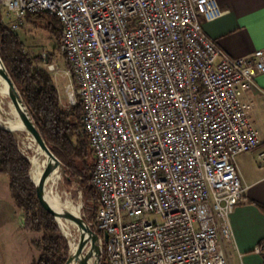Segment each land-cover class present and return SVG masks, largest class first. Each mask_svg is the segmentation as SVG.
I'll return each instance as SVG.
<instances>
[{
	"label": "built area",
	"instance_id": "1",
	"mask_svg": "<svg viewBox=\"0 0 264 264\" xmlns=\"http://www.w3.org/2000/svg\"><path fill=\"white\" fill-rule=\"evenodd\" d=\"M37 12L60 21L68 65L44 55V68L70 80L69 106L75 87L83 105L98 193L87 223L102 233L101 255L226 264L245 191L237 158L260 144L245 96L264 75V49L232 58L206 35L204 23L223 15L216 0H0L14 32Z\"/></svg>",
	"mask_w": 264,
	"mask_h": 264
},
{
	"label": "trees",
	"instance_id": "2",
	"mask_svg": "<svg viewBox=\"0 0 264 264\" xmlns=\"http://www.w3.org/2000/svg\"><path fill=\"white\" fill-rule=\"evenodd\" d=\"M25 22L46 29L60 49L63 30L56 16L28 13ZM0 57L46 144L71 176L81 178L84 198L96 201L95 210L91 212L95 215L98 193L90 185L95 157L89 137L83 131L84 110L80 97L77 95L76 104L65 109L53 77L42 66L41 58L25 52L19 34L5 26L1 19ZM30 170L29 159L20 150L16 137L0 128V176L8 178L11 198L23 212V230L40 234L32 243L40 255L31 264H65L68 241L55 218L40 205ZM260 208L264 210L263 206ZM99 235L102 237V233ZM262 257L264 259V255ZM101 264H108L104 255Z\"/></svg>",
	"mask_w": 264,
	"mask_h": 264
},
{
	"label": "crops",
	"instance_id": "3",
	"mask_svg": "<svg viewBox=\"0 0 264 264\" xmlns=\"http://www.w3.org/2000/svg\"><path fill=\"white\" fill-rule=\"evenodd\" d=\"M216 2L223 15L204 23V31L210 39L232 58L249 56L264 49V0ZM245 99L252 104L249 115L258 131L260 144L256 150L237 158V172L245 191L231 216L234 238L225 245V250L231 264H263V257L256 255L254 249L264 241V210L260 208L264 207V165L259 159L264 153V75L258 77L257 87L250 90ZM24 232L31 237L32 255L27 262L31 264L38 253L32 244L39 239L33 238L38 233ZM0 264H3L1 259Z\"/></svg>",
	"mask_w": 264,
	"mask_h": 264
},
{
	"label": "rangeland",
	"instance_id": "4",
	"mask_svg": "<svg viewBox=\"0 0 264 264\" xmlns=\"http://www.w3.org/2000/svg\"><path fill=\"white\" fill-rule=\"evenodd\" d=\"M17 33L24 44L25 52L33 57H40L43 67L46 62L43 60L44 55H46V60L49 63L55 64L60 69L68 66L64 55L61 53L60 49L56 48L52 35L46 29L42 27H34L24 22ZM53 80L57 87L63 107L69 109L70 101L68 100L66 91L67 86L70 84V80L66 76L61 75L53 77ZM77 95V87H75V100L77 99ZM25 138V135L21 134L17 137V141L22 153L28 156L32 154V151L24 146L26 142ZM70 179L72 180L68 182ZM80 182V177L71 176L65 169V173L63 174L59 186V192L62 197L68 198V200L75 205H81L82 208L79 214L87 222H90V220H93L95 217L91 212L93 209L95 210L96 201L84 198L83 188L81 187ZM86 205H88V207ZM17 209L18 208L11 198L8 178L0 176V259L3 264H27L29 257L32 255H30L29 248L31 237L23 231L24 216L22 215V212ZM73 236L77 238L78 233L73 231ZM33 238H40V234H34ZM39 255L40 252L38 251V253H36V258ZM226 264H231L227 253Z\"/></svg>",
	"mask_w": 264,
	"mask_h": 264
},
{
	"label": "water",
	"instance_id": "5",
	"mask_svg": "<svg viewBox=\"0 0 264 264\" xmlns=\"http://www.w3.org/2000/svg\"><path fill=\"white\" fill-rule=\"evenodd\" d=\"M0 76L8 83L9 85V96L11 101L13 102L16 110L18 112V117L20 122L22 123L25 131L29 133L33 139L35 140L36 144L48 155L49 159L46 166L43 169L41 176L38 180L34 181L33 175L38 173L40 169L39 165V155H34L33 159L31 160L28 156H25L29 159L31 164L30 170V179L35 186L36 194L40 205L50 213L56 220L57 224L59 225L63 235L66 237L68 244H69V254L65 264H101V245H100V235L94 231L87 221L80 215L75 214L68 210L66 207H58L54 208L49 203L46 195V187L53 176V174L58 170L59 167L62 168L63 173H65V169L63 167L62 162L54 155V153L50 150L48 145L46 144L44 138L40 134L38 128L36 127L35 122L33 121L30 113L23 101V98L17 89L16 85L14 84L11 76L6 69L2 58L0 57ZM0 128L6 131L11 132L14 136L16 133V128L10 126H2ZM58 220L67 221L77 228V246L76 250L73 252L71 249V244L69 238L64 233L63 229L61 228ZM108 240V235H104V241Z\"/></svg>",
	"mask_w": 264,
	"mask_h": 264
},
{
	"label": "bare ground",
	"instance_id": "6",
	"mask_svg": "<svg viewBox=\"0 0 264 264\" xmlns=\"http://www.w3.org/2000/svg\"><path fill=\"white\" fill-rule=\"evenodd\" d=\"M9 85L8 83L0 76V125L2 126H10L16 128L15 137H19V135H25V145L29 150L32 151V154L28 155V157L32 160L34 155H39V165L40 169L36 175H33L34 181L38 180L41 176L44 167L48 162V155L36 144L33 137L27 133L19 120L18 112L16 107L14 106L13 102L9 96ZM24 140V139H23ZM22 140V141H23ZM31 153V152H30ZM62 168L59 167L58 170L53 174L51 179L49 180L47 187H46V195L49 203L55 209L58 207H66L68 210L75 214H79L82 206L75 205L73 202L69 201L68 198H64L61 196L59 192V186L62 181L63 177ZM61 228L63 229L64 233L70 240L71 249L74 252L77 246V238L73 236V231L77 232L76 226L73 224L64 221L58 220Z\"/></svg>",
	"mask_w": 264,
	"mask_h": 264
}]
</instances>
